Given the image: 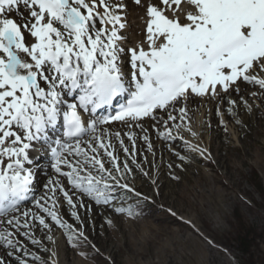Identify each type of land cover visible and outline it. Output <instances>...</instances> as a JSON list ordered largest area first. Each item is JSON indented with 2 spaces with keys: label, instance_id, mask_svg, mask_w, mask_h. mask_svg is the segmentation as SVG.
I'll list each match as a JSON object with an SVG mask.
<instances>
[{
  "label": "snow or ice",
  "instance_id": "snow-or-ice-1",
  "mask_svg": "<svg viewBox=\"0 0 264 264\" xmlns=\"http://www.w3.org/2000/svg\"><path fill=\"white\" fill-rule=\"evenodd\" d=\"M132 3L144 11L146 49L127 45L128 0H0V264H57L56 252L42 242L55 243L49 235L55 228L66 229L73 246L100 255L85 232L88 202L131 219L141 214L117 205L121 192L132 199L143 195L135 187L136 171L149 177L147 158L136 160L137 139L152 151L148 130L163 127L159 136L207 158V149L181 135L182 129L197 135L190 121L184 123L188 101L235 94L250 111L241 85L264 96V0ZM124 93L130 98L115 114L93 115ZM227 103L235 115L237 101ZM61 122L63 137L53 139L49 132ZM113 122L124 131L102 127ZM33 141L49 144L56 178L49 177L47 192L25 209L36 175L26 166L34 163ZM65 202L75 224L63 218Z\"/></svg>",
  "mask_w": 264,
  "mask_h": 264
},
{
  "label": "rangeland",
  "instance_id": "rangeland-1",
  "mask_svg": "<svg viewBox=\"0 0 264 264\" xmlns=\"http://www.w3.org/2000/svg\"><path fill=\"white\" fill-rule=\"evenodd\" d=\"M128 4V19L132 16L131 22L140 20L144 24L143 9L132 0H128ZM143 24L137 25L138 34L131 44H142L146 49ZM140 25L144 28L141 26L140 29ZM135 33L130 34L135 36ZM126 71H131V65ZM256 91L254 86L241 85V95L251 106L250 111L235 94L224 101L215 100L216 108L205 116L200 126L201 139H208L213 145L206 160L189 152L183 147V142L177 140L178 148L173 146L176 145L174 142L166 144L168 151L189 157L187 163L178 158L173 160L177 172L168 169L166 164L161 170L156 168L149 177L134 173L135 187L143 195L132 199L121 192L117 205L121 202L126 208L130 205L141 213L137 218L114 213L112 208L100 217L94 210L89 211L85 232L92 237L103 232L104 238L97 239L100 241L97 246L100 255L89 252L83 261L86 264H264V119H261L264 116V96L253 102L246 95ZM229 98L237 101L235 115L228 112ZM212 114L216 121L223 120L236 126V144L230 138H224L221 143L210 139L207 129L213 123ZM172 133L175 136L176 130ZM137 151L143 156L144 151ZM119 156L120 160L125 159L122 152ZM130 167L136 168L135 164H130ZM32 202L30 199L22 208L30 207ZM65 208L68 220L64 219L75 224L74 218L68 214V206ZM172 212L176 215L173 216ZM80 215L84 217V209H80ZM108 220L114 224H107ZM235 227L250 237L241 246L229 240ZM62 230L63 234H58L63 239L62 243L73 245L68 241L67 230ZM42 242L51 249V242L47 239H42ZM113 246L117 250L114 249L116 252L112 255L108 251ZM40 254L45 258L48 256Z\"/></svg>",
  "mask_w": 264,
  "mask_h": 264
},
{
  "label": "bare ground",
  "instance_id": "bare-ground-1",
  "mask_svg": "<svg viewBox=\"0 0 264 264\" xmlns=\"http://www.w3.org/2000/svg\"><path fill=\"white\" fill-rule=\"evenodd\" d=\"M132 19H134V17H132V16H131V18L128 19V27L126 29L127 45L129 48H133V46L137 47V45H139L138 43H137V45L134 44L135 42L133 44H131V43L134 40L133 38L137 37V34H138L136 31L137 25L143 24V22L140 20H137V21L134 20L133 22H131ZM144 25H145V23L143 24V26ZM141 26L142 25H140V29H141ZM144 30L146 31V28H144ZM131 32L132 33L136 32L135 33L136 35L133 36L132 34H130ZM141 36H142V34H141ZM138 37H140V36H138ZM125 65H124L125 70H127V69L129 70L130 63H128L126 61ZM251 93L252 92H247L246 95H249L250 98L253 100V102H256L257 99H262L261 95L253 96V95H251ZM214 103H215V100L209 99L207 97H203V98L198 97L197 98V97L193 96L188 101V104H187L188 119L184 123L187 124L190 121V126L192 128V131L196 132L197 135L195 137H193L189 132H187L183 129L181 130V133L183 134L182 136L184 137V140L191 141V143L193 145H199V147L202 149H207V153H206L207 157H208V150L210 148H212L213 145H212L211 141H208V139H206L205 141H203L201 139L200 126L203 122V119H205V116L209 115L210 112L213 111V108H216V107H214L216 105V104L214 105ZM117 111H118V109H117ZM117 111H114L113 114H115ZM261 115L263 116V113H261ZM105 116H107L106 111L103 110V112L99 116H95V117H105ZM211 117L213 119V123L207 129V131H209L208 133L211 137L210 139L214 140V141L218 140L221 143V142H223L224 138H230L231 141H233V143L236 144V142H237L236 126H234L231 123H225L223 120H222L223 123H221V121L220 122L216 121L214 119L213 114ZM261 119H264V116H263V118L261 117ZM257 121H260V119H258ZM149 123H151V122L150 121L146 122L145 127H148ZM176 123H180V121L177 120ZM102 127H104L106 130H109V131H116V130H120L122 132L124 131V127H123V125L120 124V122H113L110 127L108 125H104ZM57 128H58V125H57ZM174 129L175 128L173 127L172 131ZM134 131L138 134V136L142 137L143 133L140 132L139 128L134 129ZM159 131H164V128L160 127L158 129L156 127H151L148 130L149 138H150L151 142L153 143L152 151L148 150L147 144L143 141V139H137V150L144 151L145 154L143 153V156L137 155L136 160H137V163H141L142 161H144L145 157L147 158V162L143 163V168L145 171H147L149 173V175H151L154 172V170L158 167H160L159 170H161L164 166H166V164H168V165L171 164L172 166L171 167L168 166V169H171L172 171L177 172V169L175 168L174 164L172 163L173 160L177 159V156L168 151V149L166 148V144L168 142H174L176 145H173V146H176V148H178V142H177V140L173 141L171 139L165 140L163 137L159 136V134H158ZM49 134L54 139L58 138V137H62L61 132H58L57 130L54 131L53 134H51V130H50ZM49 143L51 144L52 147H55L54 143H51V142H49ZM36 144H38V143H36ZM125 144H126V146L131 147V145L129 144L127 139H125ZM29 152H30V157L33 159L34 163L32 165H26V166L31 167L36 175H35V182H34V190L29 193L28 202L31 199V193L33 195L36 190L38 191V194H34L33 196H35L37 199H39L41 196H43L47 192V189L44 187V185L47 183V180L49 177L56 178L54 170L51 168V164H52L53 160L51 157L49 144H45L42 141L40 143L39 149L32 146V148L29 150ZM43 152H45V154H43ZM166 153H168V155ZM191 153H194L197 157L201 158L202 160H206L205 157L200 156L196 152H191ZM38 160H41V162H38ZM157 162H159V163H157ZM135 166H136V164H135ZM164 171L165 170H163L162 172H164ZM136 172L138 173V175H140V173L138 171H136ZM89 202L92 204L91 211L94 210V213H96L98 215V217L101 216L100 214L106 215L107 212L110 211V207L96 205L94 202H91V201H89ZM33 204H34V202H32V205L30 207H29V205L28 206L26 205L27 207H25V209L31 208L33 206ZM66 206H67V204L65 202L64 208L61 209L63 218L68 217L66 212H65ZM21 207H23V206H21ZM148 215L151 216L149 213H148ZM63 231L64 230H62L60 228H55L53 230V232L49 233V235H53L54 240H55V243H51V250L56 252L55 259L57 261V264H86L83 261V258L89 252L95 253L93 251V249H91L89 247L87 249L77 248L76 246H73L72 244H70L68 242H67V244L64 245V243H62V240H63L62 237L58 236V234L62 235ZM99 231L101 232V231H103V229H99ZM86 233L89 234L88 232H86ZM103 234L104 233L102 232V233L95 235L94 237H92L89 234V240L93 244H95L97 247L99 245V242H100L97 239L104 238ZM36 235H37V238H43V232H41V231H38ZM101 244L102 243H100V245ZM114 249L117 250L113 246V248L110 251H108V253L112 254V255L115 254L116 251H114ZM32 250L36 251L35 249H32ZM81 253H83V255Z\"/></svg>",
  "mask_w": 264,
  "mask_h": 264
},
{
  "label": "trees",
  "instance_id": "trees-1",
  "mask_svg": "<svg viewBox=\"0 0 264 264\" xmlns=\"http://www.w3.org/2000/svg\"><path fill=\"white\" fill-rule=\"evenodd\" d=\"M229 240L235 242L237 246H241L244 241H249L250 237L243 234L239 228L235 227L234 232L231 233Z\"/></svg>",
  "mask_w": 264,
  "mask_h": 264
}]
</instances>
